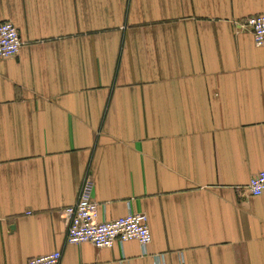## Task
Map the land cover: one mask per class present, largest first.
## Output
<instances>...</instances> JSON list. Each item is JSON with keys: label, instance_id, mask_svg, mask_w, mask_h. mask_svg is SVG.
I'll return each mask as SVG.
<instances>
[{"label": "crops", "instance_id": "0c3cea01", "mask_svg": "<svg viewBox=\"0 0 264 264\" xmlns=\"http://www.w3.org/2000/svg\"><path fill=\"white\" fill-rule=\"evenodd\" d=\"M264 0H0V264H264ZM87 177L99 219L152 242L66 241Z\"/></svg>", "mask_w": 264, "mask_h": 264}, {"label": "built area", "instance_id": "2783aa9c", "mask_svg": "<svg viewBox=\"0 0 264 264\" xmlns=\"http://www.w3.org/2000/svg\"><path fill=\"white\" fill-rule=\"evenodd\" d=\"M254 37L256 46L264 47V14L248 17L243 24ZM22 49L17 27L11 21L0 23V59L16 58ZM250 197L264 195V171L257 173L245 187ZM100 205L94 200V181L87 177L82 186L78 202L64 209L67 224L66 241L81 246L90 244L97 249H111L116 245L137 241L146 249L152 242V234L145 214L132 213L111 222L99 219ZM63 255L57 251L49 255L30 259L28 264H61ZM156 264H165L162 255L155 257Z\"/></svg>", "mask_w": 264, "mask_h": 264}]
</instances>
